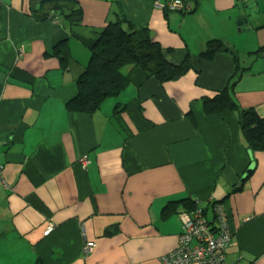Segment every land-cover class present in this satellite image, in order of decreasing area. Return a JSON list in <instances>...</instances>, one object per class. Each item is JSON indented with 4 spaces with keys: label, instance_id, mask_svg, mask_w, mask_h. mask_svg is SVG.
<instances>
[{
    "label": "crops",
    "instance_id": "0c3cea01",
    "mask_svg": "<svg viewBox=\"0 0 264 264\" xmlns=\"http://www.w3.org/2000/svg\"><path fill=\"white\" fill-rule=\"evenodd\" d=\"M43 1L0 0V163L7 185L0 180V264H163L181 221L177 214L163 220L162 211L185 199L205 208L224 199L232 233L227 262L264 264V151L247 148L237 110L207 114L204 107L236 75V103L264 118V0H214L213 11H229V34L211 20L194 37L183 24L206 0L191 17H166L168 0H76L78 25L56 15L39 19L44 11H34ZM121 10L150 30L170 63L189 54L192 71L161 84L134 69L128 87L99 111L70 112L93 43ZM215 38L237 52L238 63L226 53L200 57ZM60 42L69 53L66 68L48 54ZM233 189L240 190L227 198ZM88 242L95 243L90 255Z\"/></svg>",
    "mask_w": 264,
    "mask_h": 264
},
{
    "label": "trees",
    "instance_id": "16d2710c",
    "mask_svg": "<svg viewBox=\"0 0 264 264\" xmlns=\"http://www.w3.org/2000/svg\"><path fill=\"white\" fill-rule=\"evenodd\" d=\"M174 1L168 0L164 6L163 11L166 17L168 12H179L183 16L192 14L198 9L201 2V0H176L180 2L181 6L175 10H170L168 4ZM40 11H44V13L39 19L56 15L72 25L80 24L83 18L82 10L76 0H46L40 4L34 13ZM61 45L63 42H60L48 54L60 57L63 67L66 68L69 53L68 49L61 47ZM258 52H263V49L251 54L254 55ZM219 53L231 55L235 63H238L237 52L223 40L217 38L206 43L200 57L211 61ZM137 68L146 72L148 76L156 78L161 84L177 81L192 71L189 54L178 65L170 63L166 60L161 45L153 38L150 30L131 22L122 11V16L107 25L93 43L88 66L77 80V96L67 103L68 110L88 115L96 113L107 99L117 97L128 87V74ZM239 77L235 75L228 87L220 91L214 98L204 100L205 112L207 114H221L226 110H237L241 132L247 148L251 152H263L264 118L259 116L254 109H241L232 94L234 93V84ZM239 190L233 189L227 198ZM223 202L224 199L214 201L206 208L199 206L192 199L169 202L162 211V219L165 220L176 214L180 216L182 212L190 213L194 218L200 212L206 225L211 231H214L219 223L216 208ZM178 208L180 209L178 210ZM113 233L114 231H111L108 234ZM86 255L90 254L86 253Z\"/></svg>",
    "mask_w": 264,
    "mask_h": 264
},
{
    "label": "built area",
    "instance_id": "2783aa9c",
    "mask_svg": "<svg viewBox=\"0 0 264 264\" xmlns=\"http://www.w3.org/2000/svg\"><path fill=\"white\" fill-rule=\"evenodd\" d=\"M248 1V0H241ZM170 10L180 7L179 1L168 4ZM164 7V6H162ZM57 23V20H54ZM1 42V40H0ZM80 165L85 167L88 159L82 157ZM4 165L0 163V180L3 186L6 181L3 177ZM222 206L216 208L218 225L214 231L206 225L205 220L198 212L193 218L190 213L182 212L179 216L181 221V232L178 238L177 247L161 258L163 264H241L240 261L229 263L226 260V248L232 243V233L228 228ZM252 217H247L250 220ZM46 231L48 235L50 233ZM95 248L93 242L85 244L84 251L90 253Z\"/></svg>",
    "mask_w": 264,
    "mask_h": 264
},
{
    "label": "rangeland",
    "instance_id": "374dc122",
    "mask_svg": "<svg viewBox=\"0 0 264 264\" xmlns=\"http://www.w3.org/2000/svg\"><path fill=\"white\" fill-rule=\"evenodd\" d=\"M213 2H214V0H206V4L204 6L205 9L202 11L199 10L194 18H189L184 22V24H183L184 29H186V27L190 26L191 35L193 37L196 36L199 32H201L203 26H209L210 23H211V25H213L211 20L213 22L216 21L218 26H220V27L222 26V28L225 32L219 31L221 34H226V35L229 34V32H230V31H228L229 30V23L227 22V17L230 15L229 11L228 10L213 11L211 8V4ZM238 7H240L242 12H244V5L241 4V5H238ZM162 9H164V7H162ZM175 14L180 15L179 12H176ZM192 15L193 14H191V15L189 14V15H187V17H191ZM179 19H182V18L179 17ZM234 24H235L234 30H235V33L237 34V35L236 34H234V35H235V38L237 39L240 36V33H238V31H239V28H241V27H239V25H238L239 23L237 21H234ZM178 27L179 26L176 25L175 31L177 30ZM167 35L173 37L174 39L177 38L176 34H174L172 32H168V34H166V36ZM241 35H243V33ZM235 38H234V40H235ZM231 40H233V39H231Z\"/></svg>",
    "mask_w": 264,
    "mask_h": 264
},
{
    "label": "water",
    "instance_id": "95a60500",
    "mask_svg": "<svg viewBox=\"0 0 264 264\" xmlns=\"http://www.w3.org/2000/svg\"><path fill=\"white\" fill-rule=\"evenodd\" d=\"M241 24V23H240Z\"/></svg>",
    "mask_w": 264,
    "mask_h": 264
}]
</instances>
